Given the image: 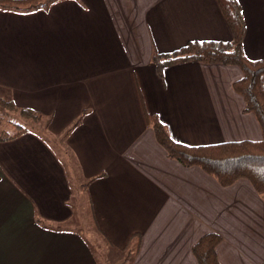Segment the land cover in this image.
I'll return each instance as SVG.
<instances>
[{"label":"crops","instance_id":"crops-1","mask_svg":"<svg viewBox=\"0 0 264 264\" xmlns=\"http://www.w3.org/2000/svg\"><path fill=\"white\" fill-rule=\"evenodd\" d=\"M238 2L244 52L263 59L264 0ZM232 39L217 0L0 7V97L46 116L62 155L33 133L0 141V264H101L82 224L70 225L78 215L68 167L88 186L109 248L127 257L138 250L125 262L198 264L194 244L216 233L221 264H264V200L252 184L224 188L201 168L169 159L148 122L158 117L188 146L262 141L256 116L234 90L240 68L187 62L161 76L153 62L155 51Z\"/></svg>","mask_w":264,"mask_h":264},{"label":"trees","instance_id":"trees-1","mask_svg":"<svg viewBox=\"0 0 264 264\" xmlns=\"http://www.w3.org/2000/svg\"><path fill=\"white\" fill-rule=\"evenodd\" d=\"M53 1L55 0H0V7L17 12H30L47 9ZM217 1L232 31L231 41H193L170 54L155 51L153 62L161 76L166 68L187 62L221 64L240 68L244 77L234 84V90L244 99L245 112L256 116L262 129V141L188 146L174 141L168 127L158 117L148 116V122L154 130L158 143L166 150L169 159L179 162L186 168H201L224 188H229L240 180H247L264 200V58L252 61L244 52L246 24L238 0ZM0 112L5 115L18 114L34 125H43L46 132H49V119L32 109L19 108L11 96L0 97ZM80 123L81 121H78L67 135ZM8 124L14 126L16 130L12 134L0 136V141H12L27 133H33L51 143L43 133L34 130V125L26 127L13 120H9ZM39 224L46 230L58 231L51 224L42 222ZM135 237L139 246L141 235L137 234ZM221 242L222 237L216 233L201 237L192 248L198 264H221L217 254V247ZM137 253L138 250L134 254L128 252V257L136 256ZM126 263L131 264V260H127Z\"/></svg>","mask_w":264,"mask_h":264},{"label":"rangeland","instance_id":"rangeland-1","mask_svg":"<svg viewBox=\"0 0 264 264\" xmlns=\"http://www.w3.org/2000/svg\"><path fill=\"white\" fill-rule=\"evenodd\" d=\"M2 96L5 97L6 95L2 94ZM44 118H46V116ZM9 120H13L26 127H32V125H34L32 122L24 120L18 114L5 115L0 112V136L12 134L13 132H15L16 129L14 128V126H10L8 124ZM34 126V130L43 133L47 137V139H50L51 146H54L55 150L60 154L58 146L52 140V134H48V132H46V130L43 128V125ZM60 156L62 155L60 154ZM67 170L72 191L74 193L72 205L75 207L76 213L78 215L76 219L70 222V225L72 227L79 228L82 224V226L80 227L82 235L85 238L87 237V242H89L92 252L97 258H99L101 264H126L124 259L127 257V253L124 254V252L109 248L110 246L107 239L97 227V224L91 213L88 186L85 185V188L82 187V184H84V179L82 178L79 170L75 169L73 171L72 169L70 170L69 167Z\"/></svg>","mask_w":264,"mask_h":264}]
</instances>
